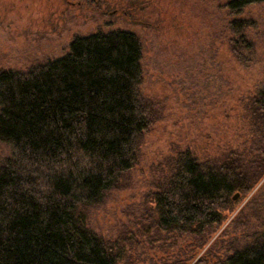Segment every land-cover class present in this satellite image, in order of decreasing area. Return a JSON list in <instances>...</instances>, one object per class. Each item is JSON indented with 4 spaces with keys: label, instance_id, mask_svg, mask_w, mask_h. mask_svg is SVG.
Listing matches in <instances>:
<instances>
[{
    "label": "trees",
    "instance_id": "obj_1",
    "mask_svg": "<svg viewBox=\"0 0 264 264\" xmlns=\"http://www.w3.org/2000/svg\"><path fill=\"white\" fill-rule=\"evenodd\" d=\"M264 0H232L227 29L242 62L254 45L242 19ZM143 41L127 30L76 37L61 57L0 72V264H132L140 238L204 249L236 209L234 195L264 176V87L247 94V146L199 156L176 149L134 227L114 240L87 224L88 209L124 190L146 133L161 117L142 92ZM162 165V164H161ZM195 255L168 264H191ZM193 264H264V230L227 257L208 249Z\"/></svg>",
    "mask_w": 264,
    "mask_h": 264
},
{
    "label": "rangeland",
    "instance_id": "obj_2",
    "mask_svg": "<svg viewBox=\"0 0 264 264\" xmlns=\"http://www.w3.org/2000/svg\"><path fill=\"white\" fill-rule=\"evenodd\" d=\"M231 1L0 0V72L61 57L76 37L97 31L121 29L142 38V92L161 118L144 137L129 186L88 209V226L105 239L134 227L155 190L158 167L176 149L203 159L247 146L242 98L264 87V2L243 11L242 19L252 24L246 34L254 49L240 62L228 46L231 18L224 6ZM10 154L0 141V163ZM237 193L236 209L204 249L159 236L140 238L143 248L130 252L132 264H168L195 255L193 264L207 249L225 258L250 243L264 230V176L250 192Z\"/></svg>",
    "mask_w": 264,
    "mask_h": 264
},
{
    "label": "water",
    "instance_id": "obj_3",
    "mask_svg": "<svg viewBox=\"0 0 264 264\" xmlns=\"http://www.w3.org/2000/svg\"><path fill=\"white\" fill-rule=\"evenodd\" d=\"M238 196H239V194L237 193V194L235 195L234 199H236Z\"/></svg>",
    "mask_w": 264,
    "mask_h": 264
}]
</instances>
